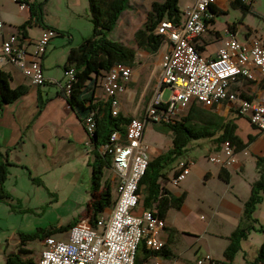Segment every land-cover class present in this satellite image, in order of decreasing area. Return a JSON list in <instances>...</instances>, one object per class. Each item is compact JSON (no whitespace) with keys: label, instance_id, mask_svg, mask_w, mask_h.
<instances>
[{"label":"crops","instance_id":"1","mask_svg":"<svg viewBox=\"0 0 264 264\" xmlns=\"http://www.w3.org/2000/svg\"><path fill=\"white\" fill-rule=\"evenodd\" d=\"M35 1L44 3L42 25L31 20L28 7L20 9L14 0H0V19L3 21L0 28V51L4 39L11 34H21L28 51L32 52L35 49V41L47 27L55 30V35L48 42L41 57L43 74L46 79L44 83L33 85L16 65L6 58L0 61V67L11 77V87L19 85L27 87L24 94L4 104L0 111V150L6 153L7 159L12 163L8 168L5 187L11 197L19 201L28 195L27 191L17 189L22 172L28 175L31 183L36 182L54 192L63 189L64 186L67 188L71 186L73 190L79 185L87 187L89 192L91 177L90 161L93 145L87 144L84 122L68 104L61 87L65 79L64 66L67 54L72 46L77 45L74 44L75 36L72 25L80 21L90 22L88 1L65 0V11L59 4V0L57 2L52 0L53 3L49 4L46 0ZM230 1L216 0L214 6L218 11H226ZM221 14L215 15L213 22L208 23L202 35L193 40L199 53L206 58L215 56L227 37L235 36L238 39L236 26L230 29V23H226L223 31L218 28L217 17ZM22 25L23 28L20 29ZM87 31L86 26V32H80L79 42L87 37L85 36ZM253 38L259 37L247 31L245 36L238 40L249 42ZM261 40L264 41V39ZM165 49L166 43L162 42L156 52L150 53L156 55L153 69L155 70L153 75L155 86L161 69V55ZM145 66L146 62L141 61L138 66L131 67L130 79L124 91L119 95L118 111L124 115L132 117L128 111H122L123 103L134 97V89L136 90L139 86V72ZM151 82L150 79L147 86H150ZM263 87L264 79L257 68L253 70V79L241 78L234 85L241 95L249 97L259 94ZM97 100L104 101L105 99L97 98ZM141 115L142 113L139 116ZM240 119H245L252 129V132H248L247 135L251 134L255 136V139L259 136L264 138V134L258 133V130L246 118L240 117L236 122L238 123ZM147 123L142 139L148 147L149 159H151L170 147L164 149L161 146L148 145L145 141ZM237 134L244 141L247 140V136H242L238 131ZM248 147L237 152L238 164L224 168L229 173L228 182L219 177L221 168L219 165L214 167L199 164L188 154L185 159L190 162V172L177 185L171 183V177L177 164L174 163L173 166L170 165L165 169L166 179L162 180V185L173 196H179L182 193L186 196L179 209L169 208L165 214V226L159 232V237L165 245V252L146 255L139 250L137 254L140 264H155V262L158 264H197V259L207 253L217 261H226L223 251L228 244L227 237L240 225L244 202L250 195L251 182L248 183V195H242L237 187L239 183L237 176L244 170L248 161ZM171 168H173L172 171ZM108 171L110 176L105 178H108L111 183L114 199L117 178L111 169ZM83 172L87 175L86 179L83 177L81 180ZM257 176L256 171V178ZM32 178H36L37 181ZM110 210L111 208H107L101 216H107ZM143 210L142 205L139 204L135 213L141 214ZM217 239L222 240V245L218 249L215 248L213 241ZM18 241L17 239V243ZM256 254H253L251 258H243V264H250L252 260L254 261ZM235 257L236 254L231 264H235Z\"/></svg>","mask_w":264,"mask_h":264},{"label":"built area","instance_id":"2","mask_svg":"<svg viewBox=\"0 0 264 264\" xmlns=\"http://www.w3.org/2000/svg\"><path fill=\"white\" fill-rule=\"evenodd\" d=\"M20 9L29 8L27 1L14 0ZM216 0H195L182 10L179 23L164 18L158 21L154 32L162 37L166 49L161 55V69L146 108L140 117H132L123 130H114L109 139L98 146L100 154L111 158L110 169L116 176V196L107 216L98 217L91 225L88 217L78 219L67 231V239L53 235L42 240L43 248L35 264H134L141 242L153 253L164 247L159 232L164 219L154 209L134 212L139 201V182L148 166V147L144 143L146 122L169 123L178 110L191 101L204 107H224L246 118L259 132L264 133V87L254 97L241 95L234 85L243 78L253 79L257 68L264 79V41L253 38L249 42L227 37L215 56L206 58L195 48L193 40L207 29L213 17L210 6ZM3 21L0 19V28ZM55 35L46 28L29 52L21 34H11L3 40L0 61L6 58L16 65L33 85L45 82L41 57ZM131 67L125 64L112 66L102 79V91L110 103L112 115L118 114L119 95L130 79ZM74 80L73 68L65 70L62 88L69 91ZM168 95L164 98V91ZM86 142L91 143L95 129L94 112L83 119ZM208 159L222 168L239 163L237 152L229 141L221 143ZM190 172V162L180 159L177 173L171 183L177 185ZM197 264H218L209 253L197 259ZM158 264V262H155Z\"/></svg>","mask_w":264,"mask_h":264},{"label":"trees","instance_id":"3","mask_svg":"<svg viewBox=\"0 0 264 264\" xmlns=\"http://www.w3.org/2000/svg\"><path fill=\"white\" fill-rule=\"evenodd\" d=\"M23 1H27L29 4L31 20L42 25L43 2ZM87 1L92 33L69 49L64 70L73 68L74 80L71 82L68 92L64 88H62V91L70 107L75 110L82 120L91 111L94 112L95 129L91 138L93 149L90 161V197L87 202L85 216L89 218L90 224L94 226L98 217L107 208H111L114 202L111 183L108 178L104 177L105 169L109 170L111 167V158L108 155L100 154L97 151L98 146L109 139L112 131H122L132 118L120 112L117 115H112L110 103L107 100H97L96 91L99 82L112 66L116 64L135 66L136 50L117 39L111 38L109 35L116 26L122 12L129 6V0ZM178 1H152L145 21L133 33V39L138 48L149 53L158 50L162 43V37L154 32V28L158 21L164 18L174 23L181 21L182 10L179 8ZM253 1L231 0L230 4L239 7L242 13L245 14L253 10ZM210 10L213 17L208 23L213 22L215 15L223 13V11H218L214 4L210 6ZM235 25L236 22H232L229 24V28H234ZM19 28L22 29L23 25ZM195 48L197 49V47ZM10 79L9 73L0 67V111L4 104L16 100L27 90L25 85L11 87ZM196 103L201 104L195 101L185 115L173 118L169 123L160 124L164 129L171 132L172 146L160 155L149 159L145 174L139 182L137 206L141 204L144 210L154 209L158 217L162 219H164L169 208L179 209L186 196L185 193L173 196L162 185V180L166 179L165 169L174 163L177 164L180 159H185L191 142L207 140L214 144V151H216L221 143L229 141L234 146L235 151L238 152L246 148L255 139V136L248 134L247 140L244 141L237 134L236 120L241 117L240 115H236L231 111L227 115H220L213 110V107H200ZM39 107H41V103H39ZM258 133L264 134L259 131ZM10 165L12 163L7 159L6 153L0 150V200L11 198L5 187ZM255 168L258 176L251 182L250 195L244 202L240 225L228 235V244L223 251L226 261H217L218 264H231L236 252L241 248V240L246 238L250 228H256L253 223L244 225V222L257 221L254 212L262 200V193H264V156H255ZM176 173L177 168L173 175ZM219 177L228 182V171L221 167ZM32 180L37 181L36 178H32ZM77 220L67 226H59L58 230H68ZM258 228L264 232L262 225ZM53 231V229H38L32 233H19L18 249L6 256L4 264H35V260L28 255L31 250L25 247L24 243L37 236H41V240H43L46 236L52 235ZM139 250H142L146 255L153 253L143 242L140 243L137 251ZM159 252H165V245L156 253ZM134 264H140L137 253ZM250 264H264V239L258 248L254 261Z\"/></svg>","mask_w":264,"mask_h":264},{"label":"rangeland","instance_id":"4","mask_svg":"<svg viewBox=\"0 0 264 264\" xmlns=\"http://www.w3.org/2000/svg\"><path fill=\"white\" fill-rule=\"evenodd\" d=\"M55 1L57 2L58 0ZM152 1L162 0H129V6L122 12L116 26L109 34L111 38L117 39L136 50V64L134 67L138 66L141 61L146 62L144 69L139 72V86L136 90L134 89V97L123 103L122 111H128L132 117H140L139 115L144 112L149 99L154 93L155 83L153 75L155 74V70L153 71V69L156 55L138 48L133 39V33L145 21ZM59 2L64 10L65 0H59ZM191 2L193 3L194 0H179V8L182 10L184 6L191 4ZM46 3H53V1L46 0ZM252 6V11L243 14L239 7L229 4L227 10L217 17L218 28L223 31L226 23L236 22L238 39H242L247 31H250L253 36L264 39V0H254ZM86 26L88 31L85 33V36H89L92 33L91 22L80 21V23H73L74 44L81 42L78 41V38L81 31L86 32ZM88 27L90 28L88 29ZM150 79L152 82L150 86H147V82ZM167 95L168 91L165 90L163 97L166 98ZM96 97L105 99L102 91V80L99 82ZM192 103H195V101H191L186 107L178 110L173 117L178 118L181 115H185ZM196 105L203 106L198 103ZM213 108L220 115L230 113V110L224 107ZM237 131L246 137L248 132H252V129L248 126L245 119H240L237 123ZM145 141L148 145H157L167 149L172 146V135L169 130L164 129L159 123L148 121L145 129ZM207 145L210 148L209 150ZM214 148V144L207 140L194 141L190 143L187 154L199 164L217 167V164L208 159V155L213 152ZM247 149L249 151L248 161L244 170L237 176V181H239L237 187L242 195L249 194L248 183L253 182L256 178L255 156H264V138L259 136L254 139L250 142ZM172 169L170 170L172 171ZM86 175V172H83L81 180H83V177L86 179ZM109 176L110 172L105 169L104 177ZM9 179L6 182L7 185ZM17 189L27 191L28 195L24 196L20 201L12 197L0 200V264L5 263V258L9 253L17 251L19 233H32L38 229H53L52 235L54 237L66 240L68 230H58V227L67 226L81 216L85 217L87 202L90 197V193L84 185H79L73 190H71V186L68 188L64 186L59 191L54 192L52 189L49 191L48 187L40 186L36 182L31 183L28 175L24 172L19 176ZM262 195V200L254 212L257 221L244 222V225L253 223L256 228H250L246 238L241 240V248L236 252L235 264H243V258H251L253 254H256L264 239V232L258 228L261 225L264 227V193ZM112 196H114V191H112ZM213 241L215 248H220L222 240L217 239ZM24 246L31 250L28 255L36 260L43 248L41 236L27 240Z\"/></svg>","mask_w":264,"mask_h":264}]
</instances>
